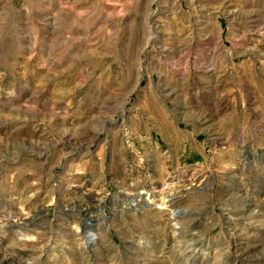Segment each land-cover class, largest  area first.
<instances>
[{
	"label": "rangeland",
	"instance_id": "rangeland-1",
	"mask_svg": "<svg viewBox=\"0 0 264 264\" xmlns=\"http://www.w3.org/2000/svg\"><path fill=\"white\" fill-rule=\"evenodd\" d=\"M261 223L264 0H0V264H264Z\"/></svg>",
	"mask_w": 264,
	"mask_h": 264
},
{
	"label": "bare ground",
	"instance_id": "bare-ground-1",
	"mask_svg": "<svg viewBox=\"0 0 264 264\" xmlns=\"http://www.w3.org/2000/svg\"><path fill=\"white\" fill-rule=\"evenodd\" d=\"M172 199V198H171ZM172 200H176V199H172ZM263 200V198H261V199H259V202L257 201V204L258 203H260L261 201ZM134 201H136V198L134 199ZM137 202V201H136ZM150 206V205H149ZM170 207V214H171V216L174 218L175 216H176V214L177 213H179V212H177V209H175L171 204H165V206L164 207ZM166 209V208H165ZM178 222V221H177ZM259 225H262V223L261 224H259ZM263 226V228H264V225H262ZM261 226V227H262ZM107 228H105V230H106ZM79 227H78V225H74V232H75V234H77L79 231ZM94 236H95V234H93V236H92V238H91V240L93 241V239H94ZM32 240V239H31ZM95 240V239H94ZM36 243V242H35ZM106 243L107 244H109L110 246H112V247H115L114 246V244L112 243V242H110L109 240H107L106 239ZM31 249L32 248H35V249H37L38 248V245H31V246H29ZM108 247V246H107ZM40 248V247H39ZM106 250V249H105Z\"/></svg>",
	"mask_w": 264,
	"mask_h": 264
}]
</instances>
